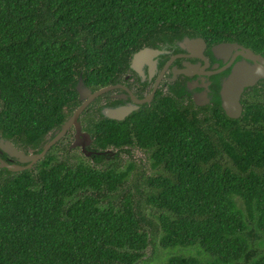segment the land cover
Wrapping results in <instances>:
<instances>
[{
  "label": "trees",
  "instance_id": "16d2710c",
  "mask_svg": "<svg viewBox=\"0 0 264 264\" xmlns=\"http://www.w3.org/2000/svg\"><path fill=\"white\" fill-rule=\"evenodd\" d=\"M186 35L264 53V0H0V136L40 151L80 105V75L115 84L136 51ZM99 99L83 127L113 154L63 139L31 168L0 170V264H137L155 232L211 257L164 264H264V80L239 118L157 95L113 120Z\"/></svg>",
  "mask_w": 264,
  "mask_h": 264
},
{
  "label": "flooded vegetation",
  "instance_id": "af4514ba",
  "mask_svg": "<svg viewBox=\"0 0 264 264\" xmlns=\"http://www.w3.org/2000/svg\"><path fill=\"white\" fill-rule=\"evenodd\" d=\"M181 39L175 40L172 43H166L161 46H149L151 48L162 49L164 51L153 56L150 60H146L139 64V70L131 66V58L129 68L122 74L120 82L115 83L119 86L99 96L100 99L96 103V106L99 107L100 112H102V109L105 106L115 107L120 105H128L131 103L136 104V99H144L148 97L154 91L155 87L156 90L152 99L142 103L137 102L139 108L136 110L151 105L157 95L177 98L184 104L193 105L195 108L205 109L209 106L215 105L217 101L221 105L220 90L222 80L230 73L234 62L241 59V56H238L233 63H231L232 55H221V57L217 56L212 51V46L217 43L211 46L207 44V47L203 53L204 55H192V51L183 49L178 44ZM195 96L200 101L206 103L200 105L197 104L195 101ZM99 97H97L94 101H96ZM94 101H92L91 104ZM82 114L80 115V120L83 130H85L81 119ZM129 115H127L125 119ZM75 133V127L72 126L67 131L66 135L59 141L65 139L64 143H68L70 150L78 148L82 152L81 147L71 146L75 140ZM52 136L53 132L47 137L46 141ZM1 138L2 137L0 136V139ZM45 142L42 144V146L45 144ZM22 150L26 151L27 153H29L30 150L38 152L32 147ZM0 157L8 162L20 163V160L17 157L10 156L1 148ZM35 164L33 166H35Z\"/></svg>",
  "mask_w": 264,
  "mask_h": 264
},
{
  "label": "water",
  "instance_id": "95a60500",
  "mask_svg": "<svg viewBox=\"0 0 264 264\" xmlns=\"http://www.w3.org/2000/svg\"><path fill=\"white\" fill-rule=\"evenodd\" d=\"M178 44L189 51L192 55H204V50L207 47V41L201 36H184ZM164 50L155 49L149 46L143 47L136 51L132 56L131 66L139 70V64L146 60H150L153 56L162 53ZM212 51L219 57L221 55H232V61L241 56V59L234 62L230 73L222 80L220 90L221 106L225 113L231 118H239L242 116L244 106L242 97L247 88L255 86L259 81L264 80V53L254 51L252 48L243 45L237 41L220 42L212 46ZM226 59V58H225ZM230 63V64H231ZM118 84L103 86L93 90L84 81L82 75L79 76L76 83V89L79 93L80 105L74 110L65 122L61 124L53 132V136L48 139L38 152L30 150L29 153L19 149L12 140L2 137L0 139V148L7 152L10 156L17 157L20 163L8 162L0 157V169L10 171H21L31 168L36 162L44 158L50 148L62 139L67 131L74 126L75 140L72 147H81L85 156L95 157L97 154H113L111 150H97L93 146V136L88 131L83 130L80 115L97 97L118 87ZM154 91L144 99H136V104L120 105L115 107L105 106L102 109V115L112 119L123 120L127 115L139 108L138 103L150 101L154 96ZM197 104H205L195 96ZM138 102V103H137ZM27 163V164H22Z\"/></svg>",
  "mask_w": 264,
  "mask_h": 264
},
{
  "label": "rangeland",
  "instance_id": "374dc122",
  "mask_svg": "<svg viewBox=\"0 0 264 264\" xmlns=\"http://www.w3.org/2000/svg\"><path fill=\"white\" fill-rule=\"evenodd\" d=\"M73 153H79L81 152L80 149L74 148V150H71ZM136 157L142 160H145V154L140 150H135ZM124 159L127 158V155H123ZM88 157V156H87ZM94 159L93 157H90ZM239 207L244 208L241 200L237 199ZM152 212H155L154 209L148 208L146 209V213L148 214V217L155 223L156 218L152 214ZM254 226H256V222H253ZM160 235L155 232L153 239L151 240L148 248L145 250V256L143 259L137 263V264H164L168 257L174 256V255H186V256H195L199 258L200 260L207 262L210 260L211 257L207 255L206 252L203 251V249L199 246H190V247H175L170 249H164L161 247L159 243ZM259 245L263 246V240H260L258 242Z\"/></svg>",
  "mask_w": 264,
  "mask_h": 264
}]
</instances>
